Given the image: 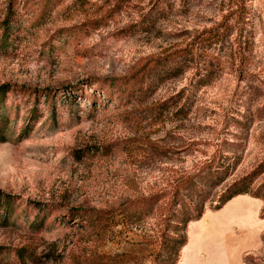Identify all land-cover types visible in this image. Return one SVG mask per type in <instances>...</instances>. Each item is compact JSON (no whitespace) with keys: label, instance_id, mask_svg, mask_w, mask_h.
Listing matches in <instances>:
<instances>
[{"label":"rangeland","instance_id":"1","mask_svg":"<svg viewBox=\"0 0 264 264\" xmlns=\"http://www.w3.org/2000/svg\"><path fill=\"white\" fill-rule=\"evenodd\" d=\"M247 2L241 65L234 30L195 38L226 0H0V264H109L121 253L153 264L165 200L139 221L124 203L170 188L216 150L232 167L187 223L177 264H264V166L254 171L264 161V0ZM182 48L192 50L176 77L107 96L110 79ZM204 65L208 83L195 89ZM252 172L261 198L209 208Z\"/></svg>","mask_w":264,"mask_h":264},{"label":"trees","instance_id":"2","mask_svg":"<svg viewBox=\"0 0 264 264\" xmlns=\"http://www.w3.org/2000/svg\"><path fill=\"white\" fill-rule=\"evenodd\" d=\"M247 1L226 0V13L222 15L221 20L215 26L205 29L195 36L202 45L203 42L214 43L219 41L224 32L228 35L234 30L236 38L233 52L242 62L241 65L245 62L244 58L252 45L251 38L245 28L248 25L250 12ZM191 50L182 48L172 50L163 55L148 57L130 74L110 79L112 92L106 93L107 96L112 97L113 95L121 99L123 96H140L153 91L160 79L174 78L184 70L185 62ZM205 69L207 70L205 74L200 75L196 83H194L195 89L208 83L205 80L210 75L211 69L209 66L204 65L201 70ZM240 70L241 73L244 72L243 67ZM247 75L246 73L243 76ZM7 90L8 87L6 85H0V102H2ZM0 136H3L1 129ZM224 143L234 146V143L227 141H224ZM231 160H233L232 155L216 150L198 171L177 178L170 188L124 203L123 212L125 215L132 221H139L152 214L158 203L165 200L163 211L160 214L162 217L159 222L158 232L154 240L156 248L151 255L153 264H177L180 249L186 244L185 230L187 223L198 220L201 217L209 190L225 181L232 167ZM263 166L264 161L254 171ZM254 174L255 172L246 174L222 185L223 188L217 195V200H209L211 203L209 208L218 210L227 201L239 194H248L261 198L262 195L258 191H251L248 186ZM8 198L7 195L0 191V206L4 209L3 217L7 213L5 211ZM213 201H215L214 204H212ZM103 214L105 212L101 211L97 217L105 216ZM109 259V264H140L138 258L129 253H121Z\"/></svg>","mask_w":264,"mask_h":264}]
</instances>
